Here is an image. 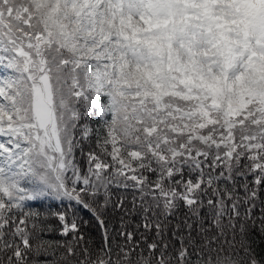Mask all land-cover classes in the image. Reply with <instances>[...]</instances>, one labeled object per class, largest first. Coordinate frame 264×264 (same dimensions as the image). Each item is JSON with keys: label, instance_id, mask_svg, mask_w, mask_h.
<instances>
[{"label": "snow or ice", "instance_id": "snow-or-ice-1", "mask_svg": "<svg viewBox=\"0 0 264 264\" xmlns=\"http://www.w3.org/2000/svg\"><path fill=\"white\" fill-rule=\"evenodd\" d=\"M261 245L264 0H0V264Z\"/></svg>", "mask_w": 264, "mask_h": 264}, {"label": "trees", "instance_id": "trees-1", "mask_svg": "<svg viewBox=\"0 0 264 264\" xmlns=\"http://www.w3.org/2000/svg\"><path fill=\"white\" fill-rule=\"evenodd\" d=\"M42 211L46 210V209H41ZM53 210H56L55 207H53ZM85 220L89 221V227H88V231L93 235L94 239H99L100 237V229L99 226L96 224V222L92 219L91 215L89 213H87L86 211H81L80 213ZM53 226L55 227V221H52ZM41 239L43 240H59L61 239L59 233L55 230L46 232L44 234H42ZM257 241L259 242V237H257ZM261 247H264V245H261ZM259 250V249H258ZM45 255H41L39 257V259L41 261H43L45 259Z\"/></svg>", "mask_w": 264, "mask_h": 264}]
</instances>
